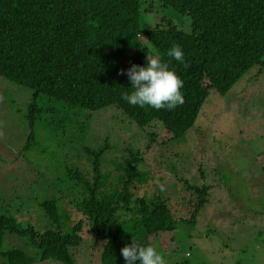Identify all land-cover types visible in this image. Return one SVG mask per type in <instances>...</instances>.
Segmentation results:
<instances>
[{"label": "trees", "instance_id": "trees-1", "mask_svg": "<svg viewBox=\"0 0 264 264\" xmlns=\"http://www.w3.org/2000/svg\"><path fill=\"white\" fill-rule=\"evenodd\" d=\"M157 1L188 17L190 29L170 18L166 25L155 24L149 13L154 12ZM144 18L153 23L146 29ZM173 44L183 50L185 63L167 55ZM153 54L184 82L185 103L174 110L133 106L122 98L132 89L128 77L118 75L119 70L133 63L146 66V56ZM256 65H264V0H0V75L33 91L27 112L32 128L28 145L34 146L31 137H35L36 122L42 119L40 113L61 109L48 107L49 103L91 112L116 105L151 142L166 145L184 140L211 89L225 95ZM69 115L68 111L58 121L60 115L55 114L58 128L45 121L51 134L60 136V144L64 138L66 145L84 141L91 128L90 120H72ZM110 147L108 140L98 149L85 146L95 159L84 172L72 166L64 171L54 162L59 184H70L72 194L61 190L43 200L41 209L49 225L44 230L0 214L2 264H78L76 255L87 243L92 249L100 245L101 264H126L120 250L132 237L141 245L155 246L159 236L176 229L178 220L196 221L208 201L209 186H190L197 193L195 208L189 217L178 219L166 198L132 196L130 189L139 180L135 176L140 175L142 159L133 149L128 155L130 167L119 170L113 162L117 174L102 171L100 160ZM259 161L264 175V154ZM111 176L115 182L110 181ZM65 201L71 204L69 212L64 210ZM64 217L67 221L74 217L67 230ZM8 232L26 235L35 252L3 249ZM84 249L92 252L89 247Z\"/></svg>", "mask_w": 264, "mask_h": 264}, {"label": "rangeland", "instance_id": "rangeland-1", "mask_svg": "<svg viewBox=\"0 0 264 264\" xmlns=\"http://www.w3.org/2000/svg\"><path fill=\"white\" fill-rule=\"evenodd\" d=\"M155 5L154 12L149 13L155 24L166 25L170 18L176 24L184 22L185 28L190 29L188 17L174 13L160 1ZM142 20L144 29L153 24L152 20ZM140 39L145 42L143 33ZM32 97V90L0 75V214L44 230L49 225L41 209L43 200L61 190L72 194L70 184H59L55 163L64 171L66 166H72L84 172L95 159L84 147L98 149L108 140L111 147L100 160L102 171H113L115 164L119 170L130 167L132 159L128 155L133 149L142 159L140 175L135 176L139 180L130 189L132 196L164 197L178 219L189 217L195 208L197 193L190 186H209L208 201L196 221L178 220L176 229L154 241L169 264H264V175L259 161L264 154V65L251 68L225 95L211 89L186 138L166 145L151 142L143 129L130 122L116 105L91 112L69 108L64 103L47 104L61 109L40 113L42 119L36 122L35 137H31L34 146L28 145L32 128L27 112ZM43 105L47 107L46 103ZM64 107L70 119L90 120L91 128L84 141L66 145L64 138L60 144V136H53L45 126L47 121L58 128L56 118L55 122L53 119L55 114L60 115L58 121L66 117L68 111ZM117 173L113 171L114 175ZM156 180L165 185V192L159 190ZM110 181L115 182V177L111 176ZM63 205L65 212L71 210L69 202ZM67 218L63 219L64 230L74 222V217L70 221ZM11 247L35 252L24 234L8 232L3 249ZM86 247L92 252H86ZM99 248V244L93 249L88 243L83 245L76 255L78 264H101ZM186 252L191 253L190 258ZM3 261L0 254V264Z\"/></svg>", "mask_w": 264, "mask_h": 264}, {"label": "clouds", "instance_id": "clouds-1", "mask_svg": "<svg viewBox=\"0 0 264 264\" xmlns=\"http://www.w3.org/2000/svg\"><path fill=\"white\" fill-rule=\"evenodd\" d=\"M167 55L179 63H185L184 53L178 44H173ZM147 65L140 66L131 64L128 69H120L118 75H126L131 82V93H126L122 98L133 106H150L155 110H174L177 106L185 103V97L181 91L183 80L169 67L168 63L162 62L158 54L146 56ZM187 66V65H185ZM161 192L166 188L159 180L155 181ZM126 264H169L165 255L158 251L157 247L141 245L132 237L130 244H125L120 250ZM190 258L191 253L186 252Z\"/></svg>", "mask_w": 264, "mask_h": 264}]
</instances>
